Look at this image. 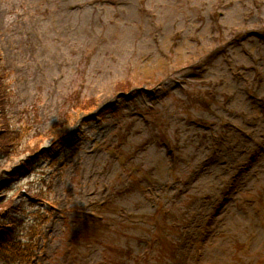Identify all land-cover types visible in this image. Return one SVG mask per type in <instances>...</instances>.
I'll use <instances>...</instances> for the list:
<instances>
[{
	"label": "rangeland",
	"instance_id": "obj_1",
	"mask_svg": "<svg viewBox=\"0 0 264 264\" xmlns=\"http://www.w3.org/2000/svg\"><path fill=\"white\" fill-rule=\"evenodd\" d=\"M0 52L20 264H264V0H0Z\"/></svg>",
	"mask_w": 264,
	"mask_h": 264
},
{
	"label": "trees",
	"instance_id": "obj_2",
	"mask_svg": "<svg viewBox=\"0 0 264 264\" xmlns=\"http://www.w3.org/2000/svg\"><path fill=\"white\" fill-rule=\"evenodd\" d=\"M6 68L3 63V58L0 52V112H1V124H7L8 116L7 109L9 104L8 98L11 95L9 91V85L6 82ZM122 85V86H121ZM118 84V89L121 91H128L130 85L128 83ZM96 99L91 98L84 104L80 105V108L86 110L96 104ZM20 139L18 132L11 128H4L3 132L0 131V155L10 153V150L16 152V149L20 145ZM29 145V144H28ZM26 146L27 150H30L28 156L23 159L20 165L16 166L17 173L13 180L19 179V176L27 175L31 173L32 168L38 161V157L47 156L46 152H41L39 155L34 156L36 152L32 149V146ZM6 173L0 174V184H3V188L6 187V183L10 182L11 176ZM9 178V179H7ZM29 193V192H28ZM38 191L30 192L27 197L35 198L38 197ZM12 197H7L6 200L1 201L0 199V264H20L23 261H27L33 257L35 247L31 244V236L24 234V222L25 213L23 208L28 204V200H24L19 206L14 207L12 205ZM31 204V201L29 202ZM26 236V237H25ZM165 238H162V240ZM161 240V241H162ZM171 244V248H173ZM33 259V258H32Z\"/></svg>",
	"mask_w": 264,
	"mask_h": 264
}]
</instances>
